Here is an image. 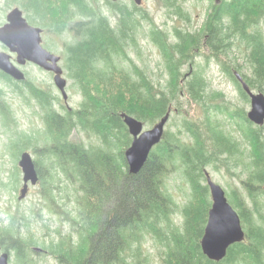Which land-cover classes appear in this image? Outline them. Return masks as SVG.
<instances>
[{"label": "trees", "instance_id": "1", "mask_svg": "<svg viewBox=\"0 0 264 264\" xmlns=\"http://www.w3.org/2000/svg\"><path fill=\"white\" fill-rule=\"evenodd\" d=\"M158 1L166 15L185 23L184 28H175L174 41L156 28L147 14L136 16L140 8L132 0L130 8L107 0L114 25L95 0H73L76 10L50 25L58 33L69 28L75 36L64 47L62 64L81 95L76 110L56 114L48 94L27 80L21 83L25 93L37 98L45 124L42 149L36 152L43 167L38 164L36 171L50 212L67 214L55 206L59 176L74 186L75 215L67 216L73 234L51 242L45 250L58 264H151L143 254L150 237L160 249L158 264H264V125L252 124L221 94H216L217 106L203 104L207 90L203 72L211 61L241 98L247 100L248 96L236 74L251 91L264 94V0H210L213 4L197 31L191 29L184 0ZM29 3L33 8L40 0ZM61 11L64 14L67 9L62 7ZM75 16L79 19L69 26L68 21ZM137 19L150 23L148 37L159 50L168 76L163 86L154 83L127 53L130 47H138ZM190 102L202 107L201 118L182 113V107ZM168 112L167 123L170 116L179 118L175 131L164 130L143 167L130 174L124 152L132 138L120 115L131 116L144 126L154 125ZM214 112L238 119L235 127L239 136L225 133ZM1 114L8 126L9 112L1 110ZM81 133L91 136L96 144L76 141ZM17 143L9 145L15 148V160L25 150ZM231 165L245 174L240 180L245 194L224 190L240 218L244 240L230 246L226 256L214 262L200 248L211 206L209 189L203 182L207 168L228 173ZM170 172H179L189 188L182 229L170 220L177 209L164 186ZM19 176L16 165L11 185L0 182V188L17 192ZM36 244L19 237L14 220L0 227V251H13L14 263L32 264L28 252Z\"/></svg>", "mask_w": 264, "mask_h": 264}, {"label": "rangeland", "instance_id": "2", "mask_svg": "<svg viewBox=\"0 0 264 264\" xmlns=\"http://www.w3.org/2000/svg\"><path fill=\"white\" fill-rule=\"evenodd\" d=\"M86 1L91 3V0ZM95 1H97V6L100 10L109 18L111 24L114 25V16L110 14L111 10L107 5V0ZM25 3L26 0H0V26L6 23V16L13 8L17 7L19 10L21 9L24 11L22 6ZM47 4L50 6V12L63 14L58 3L52 1L51 5L50 3ZM212 4L213 1L211 2L210 0H184L183 8H185L186 14H188L191 19L189 24L192 27V31H197L202 27L205 15L208 13ZM34 5L45 11L48 8L41 3H35ZM117 5L119 7L127 5L130 8V0H120ZM139 8L140 11L136 13V16H140L141 13L147 14L156 28L163 30L169 35L170 41H174L175 39V28L181 29L185 26L183 20L177 19L172 15L171 17L166 15L165 9L158 0H142ZM31 9L32 8H29V14L27 13V15H31ZM137 21L136 41L138 47L137 49L130 47L127 53L134 63L146 70L154 83L158 84V86H163L168 76L164 72L163 60L159 50L148 37L150 23L141 19L140 21L137 19ZM46 31H48V33L45 34L43 40L50 43L51 49L56 55L62 56L63 58L62 47L64 48L66 43L73 40L74 37L72 33L65 31L63 34H58L53 30L46 29ZM0 46L4 45L0 42ZM0 50H2L1 47ZM59 66L63 68L61 61ZM183 70L186 69L183 68ZM24 71L31 85L41 90L43 93L48 94L51 99H55L54 105L56 111L63 114L66 111L64 105L65 101H63L60 91L54 86L52 76L48 74V72L32 65L25 67ZM203 76L207 87L203 98V104L211 103L217 106L216 104L219 100L216 94H221L231 107H234L239 114H244L246 116L247 112L250 110L249 97L245 100L239 96L236 88L224 76L215 62H210L208 68L203 72ZM63 77L67 79V86L65 89L67 94L66 105L70 109L76 110L81 101V95L77 87L74 86L73 80L66 76L65 71L63 72ZM16 85L22 89V96L16 92L18 87L11 86L7 80L0 78V91H2L4 101L2 105L10 110V117L12 118V122L8 128L0 121V182L4 185H11L15 166L18 164L20 158L19 154L18 159L15 160L13 155V152H16L14 151L15 148H9L10 143L13 141L18 142V147H24L25 150L31 154L33 160L38 161L39 165L43 167L39 161L41 157H38L33 151V145L35 143L36 147L41 146L43 137V120L38 100L32 96L29 91L25 93L21 84ZM182 108V113L186 114L188 117L192 119L201 118L203 112L201 106L190 102L189 105L183 106ZM214 115V117L219 119L214 120L221 122V124H219L223 125L225 133L233 137L239 136L237 128L235 127V122H239L238 119L235 121L230 119L225 112H223V114L214 112ZM178 119L176 115L170 116L169 122L166 123L164 127L165 131L173 133L176 129V125L179 124L177 123ZM152 126L153 125L150 124H144V129H149ZM76 141L83 142L85 145H88L90 142L96 144L91 136H87L83 133L76 137ZM46 165V162H44V166ZM206 172L209 174L212 181L220 185L227 193L237 191L238 194L241 191L245 194L240 187V180L245 179V174H241L240 169L233 168L231 165V169L228 173L224 170L216 171L212 168H207ZM59 177L60 181L57 182V187L60 192L56 193L57 202L55 206L59 208V212L63 210V212L65 211L67 214H58L49 211L48 201L42 199L43 190L40 183L36 186L29 185L26 197L22 200H18L19 191L22 187L21 171L17 192L0 188V227L8 226L9 223L14 220L15 225H17L19 237L31 239L37 243L35 246L31 247V251L28 252L32 264H58L57 260L46 252L45 247L50 246L51 242H57L61 237L73 234L72 224L69 222L67 216L72 217L75 215L73 212L75 199L73 192L74 186L70 185L63 176ZM205 182L206 178L203 184ZM164 186L177 204L175 213L170 217L172 225L178 229H182L184 219L183 209L190 199V195L188 196V185L179 172H170L164 178ZM208 200L211 202L209 190ZM76 238L77 236L74 235L73 241H75ZM143 254L147 256L151 264H158L160 262V249L150 237L147 238L144 243ZM14 255L13 251L8 253L9 264H18L14 263Z\"/></svg>", "mask_w": 264, "mask_h": 264}, {"label": "water", "instance_id": "3", "mask_svg": "<svg viewBox=\"0 0 264 264\" xmlns=\"http://www.w3.org/2000/svg\"><path fill=\"white\" fill-rule=\"evenodd\" d=\"M111 1L117 2L119 0ZM133 2L136 6H140L142 0H133ZM39 32V29L26 22L22 11L16 7L7 14L6 23L0 26V42L10 52L17 55L18 64L23 65L28 61L45 71L54 73V84L67 103L66 80L62 77V69L58 65L60 57L50 54L41 47ZM0 71L17 82L25 80L23 72L12 64L10 56L4 52H0ZM236 78L250 99L247 119L256 126L264 125V94L251 91L240 75L236 74ZM120 116L132 137L130 146L124 152V157L128 172L134 175L143 167L152 148L160 142L169 118V112L149 129H144L142 122L131 116L126 114ZM18 168L22 174V187L19 191L18 200H22L27 195L28 186L37 184L38 175L28 152L21 153ZM205 177L211 196V206L200 239V248L208 260L219 262L226 256L230 246L244 240V231L240 218L229 204L223 188L212 181L207 172H205ZM0 264H9L7 252L0 254Z\"/></svg>", "mask_w": 264, "mask_h": 264}, {"label": "flooded vegetation", "instance_id": "4", "mask_svg": "<svg viewBox=\"0 0 264 264\" xmlns=\"http://www.w3.org/2000/svg\"><path fill=\"white\" fill-rule=\"evenodd\" d=\"M52 1L54 2V3H58L59 4V6H60V9L62 8V7H64V8H66L67 9V11L64 13V14H59V13H53V12H50V10H49V8H50V6L47 4V3H50V5H51V3H52ZM72 1L73 0H40V3L42 4V5H46L48 8H47V10L45 11V10H42V9H40V10H36V9H33V8H35V6H34V4H32L33 5V8L31 9V15H27V13L29 12H26L25 10L23 11V10H21L22 11V15H23V17H24V19L26 20V22L30 25V26H32V27H34V28H37V29H39V36H40V39H41V42H40V45H41V47L43 48V49H45L47 52H49L50 54H53L54 56H58V55H56L54 52H53V50L51 49V45H50V43H47V42H45L44 40H43V37L45 36V34H47L48 33V31H46V29L47 30H53L54 32H56V33H58L55 29H53V28H51L50 27V25L53 23V22H55L56 20H59V21H62V20H64V18H65V15H67L68 14V12H73V10H76L75 8H74V6L72 5ZM112 4L111 5H113V4H118L119 2H120V0L119 1H117V2H112L111 0H109ZM131 1V0H130ZM30 0H26V3L25 4H23V8L24 9H26V10H28L29 8H31V6H30ZM95 5L97 6V1H96V3H95ZM27 7H29V8H27ZM98 7V6H97ZM36 10V11H35ZM102 12V11H101ZM25 13H26V15H25ZM103 13V12H102ZM29 14V13H28ZM103 15H105L104 13H103ZM30 16V17H29ZM106 16V15H105ZM31 18V19H30ZM77 19H79L78 18V16H75V17H73L72 18V20L71 21H68V25L69 26H73V25H75V23L77 22ZM32 21H35L36 23H38V24H40L39 26H35V25H33L32 24ZM71 24V25H70ZM43 27V28H41V27ZM66 31H68V32H70V33H72V31H70V29L69 28H67L66 29ZM64 32H60V33H58V34H63ZM72 35H73V33H72ZM73 37H75L74 35H73ZM72 41V40H71ZM71 41H69V42H71ZM68 42V43H69ZM67 44V43H66ZM65 44V45H66ZM65 45H64V47H65ZM1 48H2V50H0V52H4V53H6V54H8L9 56H10V61L12 62V64L14 65V66H16L21 72H23V74H24V76H25V80L24 81H21V82H17V81H15V80H13L10 76H8V75H6V74H4L3 72H1L4 76H5V78L3 77V79H5V80H7L8 81V83H9V85H11V86H15V87H17L18 85H16V84H21V83H24L26 80H27V77H26V72L24 71L25 70V67H27L28 65H32V66H34V67H37L38 69H41V70H43V71H45L44 69H42V68H40V67H38L37 65H35V64H33V63H31V62H25V64H23V65H21V64H18V62H17V59H16V54L15 53H12V52H10V50H8L7 48H5L4 46H0ZM47 47V48H46ZM4 49V50H3ZM63 53H64V48L62 47V55H63ZM60 57V60H59V62H58V65L60 64V61L62 62V56H59ZM62 66H63V64H62ZM60 67V66H59ZM61 69H62V77H63V72L65 71L64 70V68H62V67H60ZM64 70V71H63ZM46 72H48V74H50L51 76H52V79H53V77H54V73H52V72H50V71H46ZM65 74H66V72H65ZM66 76H67V74H66ZM7 77V78H6ZM64 78V77H63ZM65 79V78H64ZM66 80V86H67V79H65ZM27 81H29V80H27ZM54 82V81H53ZM54 86H55V84H54ZM56 87V86H55ZM242 87V86H241ZM243 89V88H242ZM244 91V90H243ZM2 92V91H1ZM245 92V91H244ZM246 93V92H245ZM247 95V94H246ZM64 101V100H63ZM4 103V101L3 100H0V121L1 122H3V124L5 125V127L6 128H8L9 127V125L11 124H9L8 126H6V124L4 123V120H3V115L1 114V110H3V111H8L9 112V115L11 114V112H10V110L6 107V106H4V105H2ZM54 103H55V99H51V108H52V110L54 111V113H56V114H61V113H59V112H57L56 111V109H55V105H54ZM64 105H65V107H66V111L63 113V114H65L66 112H67V110L68 111H71L72 109H70L67 105H66V103L64 102ZM39 109H40V111H41V108H40V106H39ZM64 109V108H63ZM41 113H42V111H41ZM247 115V114H246ZM11 122H12V118H11ZM43 124V132L45 131V124H44V122L42 123ZM43 138V137H42ZM43 143V142H42ZM42 149V146H38V147H36V146H33V151L36 153V152H38V151H40ZM23 152H28L27 150H24V151H22L21 153H23ZM29 153V152H28ZM30 154V153H29ZM21 155V154H20ZM30 156H31V154H30ZM31 158H32V156H31ZM32 160H33V158H32ZM40 161V160H39ZM41 162V161H40ZM33 163L35 164V168H36V166L39 164V162L38 161H35V160H33ZM37 175H38V173H37ZM38 180H39V176H38ZM39 183V182H38ZM2 252H0V254H1Z\"/></svg>", "mask_w": 264, "mask_h": 264}]
</instances>
